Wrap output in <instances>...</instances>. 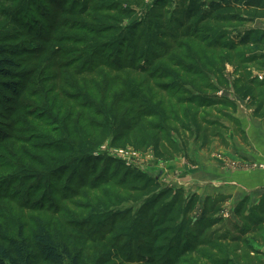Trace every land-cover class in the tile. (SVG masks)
<instances>
[{
  "label": "rangeland",
  "instance_id": "1",
  "mask_svg": "<svg viewBox=\"0 0 264 264\" xmlns=\"http://www.w3.org/2000/svg\"><path fill=\"white\" fill-rule=\"evenodd\" d=\"M177 4L0 0V48L19 50L24 84L0 109V239L44 224L79 250L117 219L108 242L134 261L114 264H147L141 232L173 206L152 264H264V197L230 206L192 180L230 131L247 140L238 102L264 119V19L237 13L186 39L172 25ZM84 254L96 264L101 249L89 241Z\"/></svg>",
  "mask_w": 264,
  "mask_h": 264
},
{
  "label": "trees",
  "instance_id": "2",
  "mask_svg": "<svg viewBox=\"0 0 264 264\" xmlns=\"http://www.w3.org/2000/svg\"><path fill=\"white\" fill-rule=\"evenodd\" d=\"M177 7L179 15H177L178 18L174 17L172 25L175 26L176 33L184 30L181 36L186 39L200 40V37H203L206 31H210L211 28H208V26L237 21V13L244 12L254 18L264 19V0H179ZM19 55V50L9 52V50L0 48V109L3 108L2 105L7 107V102L22 96L24 84L20 82L23 78L20 70L23 69V66L20 64ZM136 71L143 76L146 73L144 70ZM114 79L116 85L118 79ZM141 83V85H144L143 88L149 84L147 79H143ZM128 87L126 86L124 91L130 89ZM140 87L142 86L137 88ZM130 90L134 92V89ZM136 92L137 90L134 93ZM240 97L244 100L249 99L251 90H247L244 95L240 94ZM173 112L172 114L176 118V112ZM258 114L259 112H256V115ZM151 117L158 118V115L154 114ZM143 126L144 129H150L148 122H144ZM147 138H150L148 133ZM134 179L140 183V178L136 177ZM155 208V203L150 206V210ZM211 209L213 210L208 212L210 215L215 213V208L212 207ZM161 214L160 218L147 221L144 227L145 231L141 232L145 244L140 246L139 258L146 261L147 264L153 263L152 256L155 252L160 251V245L169 239L171 227L175 224V208L173 206L162 210ZM148 215L149 212L144 211V217L147 218ZM123 218L126 217L120 219ZM128 222L129 220L126 223ZM122 226H124L123 222L116 219L109 224V229L105 227L90 234L92 238L80 237L83 245L79 250L60 243L50 225L41 224L31 236L21 235L18 238L2 236L0 239V264H87L84 246L89 241L98 244L101 249V256L96 264H114L124 259L131 262L134 259L127 257L124 254V249L118 245L110 244L107 239L108 234L117 236L122 231ZM199 227H202L201 224H199ZM186 250L185 247L183 249L184 255L190 253ZM179 255V253L174 254L175 257H179Z\"/></svg>",
  "mask_w": 264,
  "mask_h": 264
},
{
  "label": "crops",
  "instance_id": "3",
  "mask_svg": "<svg viewBox=\"0 0 264 264\" xmlns=\"http://www.w3.org/2000/svg\"><path fill=\"white\" fill-rule=\"evenodd\" d=\"M234 117L243 126L241 130L244 129L247 140L230 131L228 147L216 142L214 152L204 163L206 167L202 166L192 176L200 186L204 184L199 189H203L205 197H221L218 202L230 206L245 200L256 203L264 197V171L249 168L264 163V119L251 116L247 102L243 101L238 102Z\"/></svg>",
  "mask_w": 264,
  "mask_h": 264
},
{
  "label": "built area",
  "instance_id": "4",
  "mask_svg": "<svg viewBox=\"0 0 264 264\" xmlns=\"http://www.w3.org/2000/svg\"><path fill=\"white\" fill-rule=\"evenodd\" d=\"M262 164H263V163H262ZM262 167L264 168V164H263V165H261V168H262Z\"/></svg>",
  "mask_w": 264,
  "mask_h": 264
}]
</instances>
